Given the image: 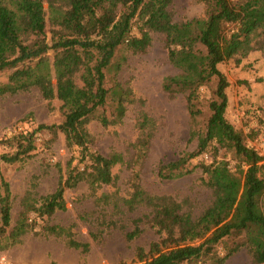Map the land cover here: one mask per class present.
<instances>
[{"label": "trees", "instance_id": "obj_1", "mask_svg": "<svg viewBox=\"0 0 264 264\" xmlns=\"http://www.w3.org/2000/svg\"><path fill=\"white\" fill-rule=\"evenodd\" d=\"M47 2L49 32L43 0H16L14 8L0 0V71L11 69L0 96L36 87L42 98H57L61 102L63 119L59 124H38L31 131H18L1 138L0 145L8 151L0 153V163H13L32 156L36 147L35 134L47 129L53 135L63 133L66 146L77 150V161L83 167H70L66 177L60 178L53 192L40 197L38 205H24L15 225L7 232L11 220L9 185L2 180L0 194V236L6 241L0 248L18 243L34 223L35 218L50 216L65 209V188L84 181L90 192L112 185L116 164L130 165L122 154L103 155L89 147L87 124L97 119L102 126L120 122L126 105L132 101L131 90L118 81L105 86V72L112 65L116 52L125 47L143 52L151 42V32L163 34L167 58L177 72L163 78L162 87L169 94L183 93L191 119L201 113L200 88L216 79L213 95L208 102L209 116L203 132L196 133L194 157L212 151L211 160L200 163L205 178L202 182L211 189L212 200L193 217L182 211L181 203L168 195L146 192L140 185L137 171L133 173V191L128 197H114L102 193L96 201L114 202L118 198L129 209L138 205L150 208V223L158 233L148 249H135L139 264H223L237 249L226 245L224 238L244 233L245 244L253 264L264 263V176L260 161L264 155L244 142L242 133L226 119L229 81L220 70L228 59L240 61L254 49L253 40L264 20L247 19L236 1L198 0L205 4V16L185 21H173L168 10L170 0H45ZM253 6L258 0H248ZM138 21L137 33L134 23ZM228 29L229 25H232ZM48 33L50 36L48 37ZM261 40V41H260ZM264 36L255 41L260 48ZM259 43V44H258ZM108 99L114 103L111 119L97 111ZM97 113V114H96ZM149 119L143 115L141 134L134 144L133 162L146 155L150 133L143 131ZM220 148L232 150L240 160L233 170L225 159H218ZM186 158L160 163V178L182 176ZM71 160L68 161L70 166ZM37 220V219H36ZM34 224V225H33ZM46 234L60 235L61 226L44 225ZM141 229L137 224L126 233L131 240ZM70 245L83 250L87 243L69 240ZM224 254L216 250L223 244Z\"/></svg>", "mask_w": 264, "mask_h": 264}, {"label": "rangeland", "instance_id": "obj_2", "mask_svg": "<svg viewBox=\"0 0 264 264\" xmlns=\"http://www.w3.org/2000/svg\"><path fill=\"white\" fill-rule=\"evenodd\" d=\"M2 1L11 8L16 2ZM231 1L239 4L248 20H264V0H258L254 6L248 0ZM43 6L48 31L51 26L45 0ZM205 9V4L198 0H170L168 5L171 18L176 22L205 16ZM138 24L135 21L134 33L138 31ZM231 27L233 24L228 29ZM256 34L252 42L254 49L240 61L234 58L226 60L220 65V70L229 81L226 119L242 133L246 145L264 155V42L258 43L260 48L255 44L264 36V27L259 28ZM10 72L11 69L0 71V85L6 82ZM176 72L177 69L168 61L162 33L151 32L150 45L143 52H132L125 47L117 50L112 65L105 72V86L120 82L123 87L130 88L132 101L126 105L120 122L102 126L94 118L86 127L90 134V149L103 155L119 152L130 165L116 164L112 168L116 175L114 184L103 186L95 193L90 192L84 181L75 187L65 188V209L56 210L41 219L35 218L31 212L28 220L34 223L35 219L36 224L21 236L18 243L0 248V253H5L18 264H139L135 258L136 247L148 249L149 244L158 238V233L150 223L149 207L138 205L129 209L119 199L128 197L133 191L134 171L138 172V181L146 192L173 197L181 203L182 211L190 212L193 217L210 204L212 192L202 182L205 174L199 165L212 159V151L194 157L188 154L196 150V133L204 131L210 114L208 102L216 79L212 78L200 88L202 113L191 119L185 95L169 94L162 87L163 78ZM60 105L57 98H42L36 87L1 95L0 139L18 131H31L38 124H59L63 119ZM98 112H104L109 119L114 117L113 101L108 99ZM143 115L149 122L142 129L150 133V139L146 155L135 164L134 144L141 134L139 123ZM35 137L36 147L31 157L0 163V194L4 193L2 180L8 183L10 193L11 220L7 232L15 225L24 205H38L40 197L53 192L70 167L81 169L84 164L78 163L76 148L66 146L64 135L59 130L55 135L47 129L38 130ZM5 151L8 148L0 145V153ZM217 156L225 159L233 170L240 162L232 150L225 148H220ZM182 157L186 160L180 167L183 171L188 169V172L172 178L158 176L160 163L175 162ZM259 175L264 176V166ZM102 193L119 198L114 202L96 201ZM261 200H264V193ZM136 221L141 231L129 240L126 233L135 227ZM44 225L61 226L65 230L60 235L46 234L41 228ZM70 239L87 243L88 248H76L70 245ZM5 241L0 236V247ZM224 243L237 246V249L223 264H253L243 232L225 237ZM224 243L216 246L220 255L224 254ZM199 263L203 264L202 261Z\"/></svg>", "mask_w": 264, "mask_h": 264}, {"label": "built area", "instance_id": "obj_3", "mask_svg": "<svg viewBox=\"0 0 264 264\" xmlns=\"http://www.w3.org/2000/svg\"><path fill=\"white\" fill-rule=\"evenodd\" d=\"M262 153V152H261ZM260 164L264 165V158L260 161ZM0 264H18L9 258L5 253H0Z\"/></svg>", "mask_w": 264, "mask_h": 264}]
</instances>
